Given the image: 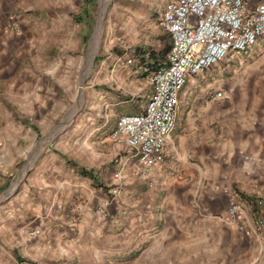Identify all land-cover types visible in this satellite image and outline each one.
I'll use <instances>...</instances> for the list:
<instances>
[{
    "label": "rangeland",
    "instance_id": "obj_1",
    "mask_svg": "<svg viewBox=\"0 0 264 264\" xmlns=\"http://www.w3.org/2000/svg\"><path fill=\"white\" fill-rule=\"evenodd\" d=\"M30 1H13L16 10L11 22L14 30L22 33L20 41L25 40L27 52L40 47L44 38L50 43L49 62L46 59L44 67L42 54L35 51L26 56L34 64L39 58L42 65L28 70L35 77L44 73L50 80L49 117L46 123L41 117L27 116L12 124L18 130L16 123L22 121L37 134L35 140L27 142L28 149L51 145V151L64 153L63 157L73 159L77 154L99 177L93 183L84 180L82 190L76 194L61 192L57 196L52 210L57 220L47 231L45 243L38 240L40 230L33 229L27 248L12 249L0 234V264H180L170 261L177 256L172 249L157 245L148 247V253L139 257L146 245L155 241L161 226L153 216L161 207L141 197V191L153 188L133 177L132 164L122 163L127 150L108 139L117 117L127 112L124 109L130 107L137 112L146 100L140 90L143 82L138 68L157 67L165 61L166 54L161 56L159 52L163 46L159 41L165 40V47L169 42L156 33V19L169 0H42L39 6ZM150 54L159 56V62L154 63ZM257 60L237 64L216 85L201 76L193 77L195 83L187 85L189 94L184 98L196 99L180 108L175 132L196 126L203 134L204 127H209V119L204 126V118L199 117L206 108L203 98L217 91L227 98H264V66L257 68ZM223 68L220 65L208 72ZM111 98H124L125 102L114 106L116 101ZM216 125L213 122L211 126ZM90 128L98 130L90 133ZM11 143L15 150L20 146L17 139ZM33 158L16 155L8 160L11 176L2 191L18 193L29 189L26 178L30 172L25 170ZM261 179L264 182V176ZM263 193L259 192L258 199L262 202ZM17 201L19 207L28 202L22 197ZM26 216L27 220L33 218ZM248 221V227L237 226L234 243L231 239L223 240L220 246L211 242L203 264H264V215L254 217L250 211ZM63 229L67 234L60 236L59 230ZM140 235L146 247L136 246Z\"/></svg>",
    "mask_w": 264,
    "mask_h": 264
},
{
    "label": "crops",
    "instance_id": "obj_2",
    "mask_svg": "<svg viewBox=\"0 0 264 264\" xmlns=\"http://www.w3.org/2000/svg\"><path fill=\"white\" fill-rule=\"evenodd\" d=\"M13 1L15 0H0V234L3 235L6 245L12 249L19 246L27 248L32 241L30 232L33 229L40 230L38 240L45 243L49 236L47 231H50L52 223L57 220V213L53 214L52 211L56 206L57 196L61 192H66V195L76 194L82 190L84 180L93 183L99 177L98 172L91 169L77 154L73 159L63 157L64 153H53L51 145L42 149H28L27 142L35 140L37 134L22 124V121L16 123L18 130H15L12 124L16 122L15 119L27 116L41 117L46 123L51 100L50 80L44 73L41 77H35L31 70H28V67L35 69L36 65L42 66L39 64V58L35 60L37 64L29 63L26 58L36 51L38 55H43L44 67V61L47 59L49 62L47 54L50 52V43L44 38L40 47L27 52L25 40L20 41L22 33L13 30L12 14L16 10ZM30 2L39 6L42 0ZM263 2L264 0H252L255 4ZM158 30L160 32L157 31V34L168 38ZM159 42L163 44L159 52L162 54L167 50V55L170 48L169 38L168 47H165V40ZM263 57L264 38L255 46L249 60L223 65V69L214 70V73L210 74L207 72L200 79L206 78L205 81L209 80L211 84L216 85L237 64L242 65L249 61L252 63ZM263 59L260 62L257 60V68L264 66ZM25 60L27 62L24 64ZM161 64H157V67ZM147 66L152 70L157 68ZM137 71L139 76H142L140 80L143 85L140 90L144 91L146 99L139 106L141 108L148 101L152 89L141 67ZM193 83L194 79L191 78L188 84ZM186 88L187 86L181 94L179 110L196 99L184 98L189 94ZM112 96H115V92ZM111 99L116 101L114 106L125 102L124 98H117L122 101ZM202 105L206 108L200 112L199 117L204 118V126L209 119V127H204L203 134L196 126L174 131L166 145L163 164L150 172L143 181L153 189L141 191L140 195L142 198L148 197L150 205L161 207L155 217L153 216V221L161 227L154 235L155 241L147 244V247L143 244L144 236L137 237L136 246L146 247L139 257L148 253V247L157 245L172 249L177 254L170 261L180 264H203L211 242H217L220 246L223 240L231 239L234 243L237 226L224 221L229 193H236L241 199H249L251 216L260 218L264 215V202L258 200L259 192H264V182L261 179L264 176V98H226L218 101L203 98ZM125 111L127 112L123 114L138 112H132L130 107L124 109ZM188 113L190 114V111ZM213 122L218 126H211ZM97 130L98 128H90L89 132L95 133ZM71 134L73 135V132ZM15 139L20 142L16 150L10 146ZM246 154L257 158V163L251 170L245 168L242 163V157ZM16 155L20 158L29 155L34 157L25 170L30 172L26 178L29 189L6 193L2 188L11 176L6 165L8 160ZM84 170L92 172L93 179L85 178L82 174ZM20 197L26 198L28 202H23L19 207L16 204ZM259 201L261 204L257 205ZM26 215L33 218L27 220ZM60 222L62 225V221ZM59 231L62 233L60 236L67 234L64 229ZM131 231L132 227L129 234ZM143 233L144 231H141L140 234ZM133 245L134 243L130 244L131 247Z\"/></svg>",
    "mask_w": 264,
    "mask_h": 264
},
{
    "label": "built area",
    "instance_id": "obj_3",
    "mask_svg": "<svg viewBox=\"0 0 264 264\" xmlns=\"http://www.w3.org/2000/svg\"><path fill=\"white\" fill-rule=\"evenodd\" d=\"M156 27L168 36L170 48L156 69L141 67L151 95L137 113L118 116L108 136L114 145L127 150L123 166L132 164L131 174L142 181L164 162L166 145L176 129L181 94L189 80L217 66L250 59L264 38V2L169 0L158 14ZM210 98L218 101L227 96L217 91ZM242 163L251 170L257 158L246 154ZM250 211L247 200L236 193L227 195L225 222L250 225Z\"/></svg>",
    "mask_w": 264,
    "mask_h": 264
},
{
    "label": "trees",
    "instance_id": "obj_4",
    "mask_svg": "<svg viewBox=\"0 0 264 264\" xmlns=\"http://www.w3.org/2000/svg\"><path fill=\"white\" fill-rule=\"evenodd\" d=\"M166 52H167V50H165L162 54H161V56H164L165 54H166ZM150 58H152L153 60H154V63L155 62H159V56L157 57L156 55H151L150 54V56H149ZM147 65V64H146ZM82 174H83V176L85 177V178H88V179H93V174H92V172H90V171H83L82 172Z\"/></svg>",
    "mask_w": 264,
    "mask_h": 264
}]
</instances>
